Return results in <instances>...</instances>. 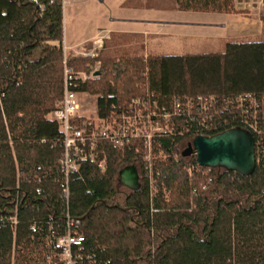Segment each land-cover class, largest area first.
Returning a JSON list of instances; mask_svg holds the SVG:
<instances>
[{
    "label": "trees",
    "instance_id": "16d2710c",
    "mask_svg": "<svg viewBox=\"0 0 264 264\" xmlns=\"http://www.w3.org/2000/svg\"><path fill=\"white\" fill-rule=\"evenodd\" d=\"M261 5L264 24V0ZM122 6L234 11L233 0H125ZM62 8V0H0V264H47L45 224L62 210L56 171L61 133L48 118L62 94ZM220 47L151 55L146 62L138 55L114 60L103 49L71 56L67 64L92 73L90 66L100 61L96 76L74 85L78 93L97 96L99 117L128 109L147 90L167 109L174 97L248 92L261 99L264 26L258 40L230 39ZM217 118L218 129L202 131L185 115L174 117L152 143L149 168L139 145L103 143L95 161L70 175L68 209L80 219L85 255L99 264H264V106L258 130L250 131L256 159L250 175L202 167L191 177L187 167L195 157L181 151L194 136L243 126L234 114ZM128 166L139 175L134 190L119 181ZM33 223L41 227L36 233Z\"/></svg>",
    "mask_w": 264,
    "mask_h": 264
},
{
    "label": "built area",
    "instance_id": "2783aa9c",
    "mask_svg": "<svg viewBox=\"0 0 264 264\" xmlns=\"http://www.w3.org/2000/svg\"><path fill=\"white\" fill-rule=\"evenodd\" d=\"M35 1V0H31ZM65 0H62V4ZM82 56H94L95 51H84ZM62 94L54 102V108L48 118L56 122L61 133L62 151L57 162L59 177V198L62 210L56 218L46 221L44 230L45 258L47 264H99L89 255L83 253L84 236L81 233L80 219L73 217L68 209L70 199L69 179L82 164L95 161L100 153V145L107 143L115 148L139 145L143 151L146 168L152 160V143L154 139L166 133L174 117L185 115L194 120L202 131H213L220 127L222 121L218 115L230 113L239 117L245 129L258 130V113L262 100L253 93H241L232 97L219 95L196 97H174L169 109L160 108L152 94L146 92L144 97L132 98L129 108L112 112L105 117L84 118L79 115L80 105L74 85L85 81L92 73L75 72L63 57ZM232 117V116H231ZM199 134H203L202 132ZM198 135V134H197ZM206 135V134H203ZM195 157V154H192ZM104 160L98 166L105 167ZM196 160L187 167L189 176L201 170ZM202 189L205 186L201 187ZM193 194L197 188H193ZM10 220L16 223V218ZM41 229L38 224H31L30 230L36 233Z\"/></svg>",
    "mask_w": 264,
    "mask_h": 264
},
{
    "label": "rangeland",
    "instance_id": "374dc122",
    "mask_svg": "<svg viewBox=\"0 0 264 264\" xmlns=\"http://www.w3.org/2000/svg\"><path fill=\"white\" fill-rule=\"evenodd\" d=\"M125 0H65L63 2V12H62V30H63V57L66 56L68 60L71 56H82L80 53L84 51L93 50V52L100 50H110L112 51L114 60L121 59L122 56H132L138 55L142 57L143 61L146 60L151 55H160V54H174L180 52L181 48L185 44L187 47L185 49L190 53L197 50H202L201 47L196 46L195 41H202L199 37L205 31L201 30L200 32L197 27H192L193 29L188 31L187 35L194 36L188 39L177 36L175 33L171 35L159 36L155 39L148 38V40L143 37L140 39H134L135 35L125 34L128 36L126 39H115L114 33H111L110 39L107 40L106 46L103 47L102 44H98L93 48V44L90 42L85 43L82 47L81 44L88 38H93L100 34H104L107 30L115 28H130L133 27L134 23L129 22H112L110 18H137L145 20H188L190 22H215L219 20L222 16L217 13H196V12H185L181 11H157L155 10H146L139 8L135 9H125L121 7V3ZM262 0H233L234 11L233 14H237L238 17H249L250 19H255V22L258 21L260 17V10L262 9L261 5ZM138 9V8H137ZM225 17V16H223ZM133 25V26H132ZM264 26V24H263ZM191 27V26H190ZM239 25L234 26V34L238 35L240 31ZM263 29V27H262ZM250 30H253L250 28ZM194 31V35L193 32ZM198 31V32H197ZM230 31V30H229ZM258 32L256 28L255 32ZM197 32V33H196ZM231 32V31H230ZM191 34V35H190ZM257 34V33H256ZM141 36V35H140ZM240 36V35H239ZM242 36V35H241ZM262 37L261 35H253V37L248 38V40H258ZM243 40L244 38H240ZM239 39V40H240ZM190 40V41H189ZM247 40V39H244ZM195 43V45H191ZM67 46H71L70 49ZM75 46V47H74ZM189 48V49H188ZM216 51L222 50V47H214ZM95 54L94 56H96ZM100 61H96L93 65L90 66V69L93 71L99 69ZM76 72V71H75ZM85 74H90L86 73ZM96 95L89 93H78L77 100L80 105L79 115H82L84 118L94 117L97 114L96 111ZM262 105L264 106V96L261 98ZM105 165V163H104Z\"/></svg>",
    "mask_w": 264,
    "mask_h": 264
},
{
    "label": "crops",
    "instance_id": "0c3cea01",
    "mask_svg": "<svg viewBox=\"0 0 264 264\" xmlns=\"http://www.w3.org/2000/svg\"><path fill=\"white\" fill-rule=\"evenodd\" d=\"M123 2V1H122ZM122 6V3L120 5ZM125 9H135V8H127L123 7ZM145 9V8H142ZM139 10V9H135ZM146 10H155V9H146ZM157 10V9H156ZM157 11H176L179 12V10H157ZM185 12H196L199 13L198 11H181V13ZM261 12V10L259 11ZM202 13H207V12H202ZM209 13V12H208ZM214 13V12H211ZM219 15L222 14V16L219 18V20H216L215 22H190L188 20H145V19H137V18H110L112 22H129V23H134L130 28H115L107 30L106 33L100 34L98 36H94L93 38H88L84 42H82L81 47L85 44L90 42L93 44V48L95 46H98V44H102L104 40H108L111 37V33H114V38L115 39H127L128 36L124 35L125 34H133L135 35L133 38L136 39H141L142 37L146 40L148 38H153L155 39L156 37L159 36H165V35H171V33H175L177 36L188 39L192 38L194 36H189L187 35L188 31L187 29H193L192 27H197L198 29H193V30H198L199 32L201 30H204L202 32L203 34L199 37L202 39V41H195L196 46L201 47L202 50L205 48H214V47H219L223 44L224 41L230 40V39H240L244 38L247 39L253 37V35H261L262 34V27H263V22L261 21L260 17H258V21L255 22V19H250L249 17L243 16V17H238L237 14L233 13H217ZM260 14V13H259ZM225 16V17H223ZM239 25L240 31L238 35L234 34V26ZM191 26V27H190ZM253 29V30H250ZM258 29V32L256 30ZM231 32H230V31ZM197 31V32H198ZM193 35H194V31ZM196 32V33H197ZM257 33V34H256ZM141 35V36H140ZM240 35V36H239ZM242 35V36H241ZM243 39V40H244ZM241 40V39H240ZM190 41V40H189ZM190 42H187L185 44H189ZM183 44L180 52L174 53V54H184V53H189L191 51L189 48L188 52L187 49H185L187 46ZM195 45V43H191L190 46ZM65 47V46H63ZM69 49L71 46H67ZM75 47V46H74ZM193 47V46H192ZM93 51V50H89ZM200 50H195L193 52H198Z\"/></svg>",
    "mask_w": 264,
    "mask_h": 264
},
{
    "label": "water",
    "instance_id": "95a60500",
    "mask_svg": "<svg viewBox=\"0 0 264 264\" xmlns=\"http://www.w3.org/2000/svg\"><path fill=\"white\" fill-rule=\"evenodd\" d=\"M98 71L92 72L96 76ZM195 154L202 167L223 168L240 175H250L255 167V143L247 129L237 126L212 135L198 134L181 151L183 157ZM119 181L129 189L140 186L139 175L134 166L119 172Z\"/></svg>",
    "mask_w": 264,
    "mask_h": 264
}]
</instances>
